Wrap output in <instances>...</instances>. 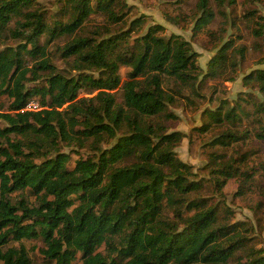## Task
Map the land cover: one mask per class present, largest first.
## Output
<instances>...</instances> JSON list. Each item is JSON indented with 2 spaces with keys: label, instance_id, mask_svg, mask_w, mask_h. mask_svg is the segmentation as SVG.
I'll return each mask as SVG.
<instances>
[{
  "label": "trees",
  "instance_id": "16d2710c",
  "mask_svg": "<svg viewBox=\"0 0 264 264\" xmlns=\"http://www.w3.org/2000/svg\"><path fill=\"white\" fill-rule=\"evenodd\" d=\"M57 1L59 13L38 0H0V93L11 98L9 110L0 112L7 123L0 127V264H31L24 244L5 245L40 237L44 257L55 264H72L77 252L81 264H229L247 247L251 226L232 221L228 207L199 196L203 181L193 178L191 165L175 151L184 133L167 125L176 117L168 111L175 95L186 87L197 91L198 52L178 34L160 35L159 23L139 34L144 15L128 21L126 0ZM215 1L219 11L231 2ZM197 7L203 17L213 14L209 0H198ZM94 12L104 21L88 22ZM252 32L259 36L262 27ZM62 35L68 39L57 51L72 57L77 75L59 71L48 53ZM8 38L18 44H6ZM227 48L229 43L210 60L212 70L235 63ZM233 52L243 55L244 48ZM120 64L130 68L123 82ZM41 78L45 85L26 86ZM171 78L179 83L175 88ZM251 81L264 94V68L245 76V83ZM119 85L120 102L113 92ZM84 86L96 93L78 97ZM33 94L41 97L37 109L27 108ZM241 112L233 107L209 114L216 122L235 123ZM240 138L228 128L213 142L227 146ZM62 144L87 146L93 155L70 168ZM216 171L219 190L236 173L226 163ZM24 189L36 195L37 205L11 200V192ZM102 244L105 252L97 249ZM263 253L250 247L249 258L239 264H264Z\"/></svg>",
  "mask_w": 264,
  "mask_h": 264
},
{
  "label": "rangeland",
  "instance_id": "374dc122",
  "mask_svg": "<svg viewBox=\"0 0 264 264\" xmlns=\"http://www.w3.org/2000/svg\"><path fill=\"white\" fill-rule=\"evenodd\" d=\"M50 13L58 12L62 3L57 0H38ZM129 5L128 21L144 15V28L139 34L147 31L150 25L161 24L163 29L160 35L166 37L178 34L188 40L198 52V81L197 91L186 87L185 91L176 94V100L168 105V111L175 113L176 117L167 120L168 131L180 130L184 137L175 148L177 156L185 163L191 165L194 179H201L204 183L199 196L207 197L209 202L218 203L230 209L232 221H247L251 226L250 240L247 247L231 257L229 264H239L247 261L250 247L264 250V138L257 136L264 133V94L259 91L257 83H245V76L256 69L264 68V0H231L223 5L219 11L215 0H209L211 16L203 17L197 7L198 0H126ZM59 13V12H58ZM54 19V18H53ZM52 19V20H53ZM14 20L11 24L14 23ZM104 16L100 12L90 15L88 22H103ZM262 27L261 35L257 36L252 28ZM46 36H41L44 43ZM67 36L55 38L48 46V53L52 62L59 71L65 74L77 75L76 70H71L69 59H64L57 51V46L62 45ZM18 40L8 38L6 44L16 46ZM229 43L226 53L229 59L234 58V64H227L222 72L209 66L210 60L217 55L219 48ZM6 44L2 45L4 47ZM242 46L244 54L233 52L236 47ZM25 63L32 66L34 60L25 55ZM130 68L120 64L119 72L122 82L129 76ZM98 76V72H93ZM163 86H167V78L160 73ZM45 78L31 80L26 83L28 88L45 85ZM122 84V83H121ZM176 78L170 79V86H178ZM168 87V86H167ZM86 86L78 92V97L91 96L92 93ZM118 102L122 101V88L119 85L114 89ZM190 97L191 102L186 98ZM11 98L0 93V112H7ZM41 97L33 94L28 102L30 109L40 107ZM263 105V108L259 107ZM236 107L241 112L240 118L232 123L229 120L216 122L209 111L219 110L224 113ZM240 107V108H239ZM0 117V127L6 125ZM237 130L242 138L223 146L213 140L226 129ZM13 136V135H12ZM115 139L112 140L114 142ZM2 142V139H0ZM109 144L104 143V147ZM62 150L69 153L71 160L69 167L73 168L77 159L93 155L87 146L62 144ZM220 163L231 165L236 170L235 176L228 178L219 190L215 177L216 168ZM13 202L24 198L29 205H37L36 195L30 189L16 190L10 193ZM193 210L183 211L185 215ZM172 212H167L170 216ZM24 244L31 264H55L53 260L44 257L42 249L45 247L43 238H23L21 241L9 240L5 245L19 247ZM105 252L102 244L97 248ZM264 254V253H263ZM72 264H81V253L77 252L71 258Z\"/></svg>",
  "mask_w": 264,
  "mask_h": 264
},
{
  "label": "built area",
  "instance_id": "2783aa9c",
  "mask_svg": "<svg viewBox=\"0 0 264 264\" xmlns=\"http://www.w3.org/2000/svg\"><path fill=\"white\" fill-rule=\"evenodd\" d=\"M27 108H29V107L27 106Z\"/></svg>",
  "mask_w": 264,
  "mask_h": 264
}]
</instances>
